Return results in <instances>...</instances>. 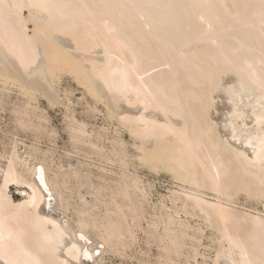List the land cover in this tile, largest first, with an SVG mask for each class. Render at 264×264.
Masks as SVG:
<instances>
[{"label": "bare ground", "instance_id": "bare-ground-1", "mask_svg": "<svg viewBox=\"0 0 264 264\" xmlns=\"http://www.w3.org/2000/svg\"><path fill=\"white\" fill-rule=\"evenodd\" d=\"M24 8L34 25L32 34L27 33ZM263 32L264 0H0V105L15 88L26 99L15 112L19 125L26 118L23 125L32 128L35 121L46 120L32 103L40 96L47 107L61 104L60 76L73 77L85 98L102 103L107 120H116L123 130L117 131L119 141L112 140L120 147L118 160L126 167L132 162L123 158H137L146 170L168 172L190 187L171 193V206L179 202L184 214L189 209L194 217L203 214L204 222L220 224L214 264H264V213L231 208L234 196L242 193L264 201ZM198 43L205 49H198ZM94 109L84 116L91 119ZM71 118L73 141L88 142L99 151L87 123ZM12 136L10 145H4L7 164H0V264H106L109 249L115 254L137 243L144 212L133 194L145 203L150 192L137 174L128 182L120 180L123 185L117 186L122 187L110 198L112 207L110 201L101 217L93 214L97 206L94 196L87 198L88 178L71 156L62 157L60 173L50 177L45 154L38 160L39 148ZM69 178L79 201L74 219L68 218L70 206L61 188ZM11 186L21 188V200L10 195ZM204 191L217 195L211 199ZM174 211L176 217L181 213ZM167 212L159 219L155 213L158 220L153 216L148 226L158 233L163 225L156 240L161 250L180 255L190 226ZM242 223L249 230L240 235ZM191 254L197 264L200 253ZM174 257L166 256L165 263L175 264Z\"/></svg>", "mask_w": 264, "mask_h": 264}, {"label": "rangeland", "instance_id": "rangeland-1", "mask_svg": "<svg viewBox=\"0 0 264 264\" xmlns=\"http://www.w3.org/2000/svg\"><path fill=\"white\" fill-rule=\"evenodd\" d=\"M26 10H27V8L23 9V14H24L23 17L25 16L24 20L26 21V23H27L26 25L28 26L27 27V29H28L27 33L28 34H32L34 25L31 24L32 23L31 21L29 22V20H27L28 11H26ZM261 35H263L262 32H261ZM196 46L200 50L205 49V44L204 43H198V44H196ZM0 85H2V84H0ZM58 85H57L58 86L57 89H59L61 91L60 92V96H61L60 100H63V101H61L62 102L61 104L58 103V105L48 106L47 107V104L44 102L45 100H43V97H40V96H39V102L40 103L38 101H37V103L35 101L32 103L33 106H39L38 108L40 110L39 109L37 110V114L41 115L42 117H44L46 119V120L39 121V122L36 119L37 121L34 122L35 126L32 127V128H31V126H27L26 124L23 125V123H27L26 122L27 121L26 118H25V122H24V119H23V123L22 124L20 123V125H19L18 117L16 116L17 113H15V112H17L19 110V106L21 107V105H23V102H25L26 99L23 98L21 95H17L18 91L15 88H13V87H11V88H13V91L10 92L11 93V95H10L11 98L10 97H3L2 98V101L4 103L1 102L2 106L0 105L3 108L2 109L0 107V164H1V166L3 167V166H6V164H7V160H6L5 156H3V154L5 152L4 151V145H10L12 137H13L12 135H16V136L19 135L18 136L19 139H21L28 146H31V147L34 146V148H36V149L39 148L38 149L39 152L35 156L38 160H41V158L45 154L46 157L44 156L42 158L43 159L42 161L43 162L46 161L45 164L47 165V167L48 168L50 167V169L51 168L53 169V171H51L52 169L50 170V174H49L50 177L52 176L54 178L57 173L58 174L60 173L59 167H60L61 162H62V157L67 156V155L71 156L73 158V160L76 161L75 164L76 165L79 164L78 166L80 168H82L81 171H82V173H83V175L85 177V180L88 178L86 180V182L89 181L87 185L89 186V189H90L89 192L91 194H93V195L89 194L87 196V198L90 197V198H88V200H93L92 198L94 196V201H95L96 206H97V207H95V209L93 211V214L95 213V215H100L101 217L102 216L104 217L106 215L105 212L107 213L108 209L107 210L105 209L106 208L105 205L107 204V206L109 208L110 201L113 199V197H115L114 193L117 194L118 189L120 187H122V186H117V185H123V184H120V183L121 182L124 183L125 180H126V182H128L127 181L128 178L131 179L132 177L133 178L137 177L143 182L145 188L147 186V188H146L147 192H148V190L150 191V192L147 193L148 195H147V200L145 201V203H144V200L142 201L140 197L136 198L137 195L133 194V197H134L133 199L134 200L136 199V201H138L139 204H142V209H143V212H144V219L142 220V229L137 230V237H138L137 241H136L137 243L136 244L134 243L133 245H131V247L128 246L127 247L128 249L131 248L129 250L127 248L118 249V251L115 252V254H114V251L112 249H109L104 254L103 261L106 264H109V263H111V264H158V263L159 264H166L167 263L168 264V262L165 263V260H164V259H166L165 257L166 256L170 257L173 260V257L176 256V258L174 257L175 258L174 262H176L175 264H187L188 261L190 262V264H196V261H194L192 259V254L191 253H192V250L194 252V250L197 249V251L201 255V256H198V258H197V264H214L213 263V261H214L213 259L216 258L215 254H217V252H218L217 250H219V246H221V242H220L221 241V234H220L221 232H219V229L221 228L219 226L220 224H217L218 223L217 221H213L215 219L212 220V222H214V223H212V222H208L207 223V221L204 222L205 217H204L203 214L196 215L195 216L196 218H195L194 217L195 214H192V212H191L192 210H189V209H188L187 213L184 214V212H186V211H184V210L181 211L182 210V206H181V204L179 202L177 203L176 206L172 207L174 204L172 203L173 201H172L171 198L173 196H171L172 195L171 193L175 192V190L178 191V192H183L184 189L189 190L190 187L185 185V184H183L180 181L178 182L176 179L172 178L173 177L172 175L170 176V174H167L168 172H166V171L159 170V171L154 172V171H150L151 169L150 170H146L147 167H142V165L137 161L138 160L137 158H133V159H132V157L131 158L130 157L129 158L126 157L128 159L123 158L125 161L132 162V163L136 164L135 165V164L129 163V165H127L125 167L121 163V160H118V159H121V157L119 156L120 153H121V151H119L120 147H119V145L117 146L118 143H115V141L114 142L112 141L114 138H115L114 140H117V139L120 140L121 139V135L117 132V131L121 130L119 128L120 126H119L118 122L116 120H111V121H109V119L107 120V116H108L107 114L108 113H106L107 110H106L105 107H103V104L102 103L101 104H97L98 105V108H97V105L95 103H92L93 102L92 100H89L90 99L89 96H88V98H85V94H84L85 91L81 88V86L77 83V81L73 79V77L71 78V77H69V75L66 76V74H65V76H64V74H62V76H60V80H59ZM0 87L3 88V86H0ZM65 90H67V92ZM0 93H1V90H0ZM0 96H1V94H0ZM65 97H67L68 100ZM88 101H90V103ZM5 102H7L6 105H5ZM68 102H70V103H68ZM8 103H10V104H8ZM11 103H13L14 105H12ZM67 104L71 105V107L69 106L70 107L69 108ZM65 105H67V106L65 107ZM88 106H90V108ZM91 108H93V109L95 108L94 109L95 112L92 111V110H91L92 112H90L92 114V118L93 119L92 118L91 119L87 118L86 115L84 116V114L87 113L88 109H91ZM42 111H44L46 113H44ZM75 112H77V113L75 114ZM72 113H73V115H72ZM74 115H76V116H74ZM79 115H81V116H79ZM94 115H95V117H94ZM71 117H75L77 120H79L81 122H84L85 124L87 123L86 124L87 125L86 129L89 132V134L92 133L91 141L92 142H94L95 140L97 141V142L95 141L94 144L98 147V149H100L99 151L97 149H94L91 145H88V142L86 144H82V143L78 144L76 141H73V139L71 138L72 135H71L70 128L75 123H73V120H72ZM66 118H68L69 120H67ZM88 119H90V120H88ZM15 121H17L18 123L15 122ZM23 126H25V127H23ZM92 129H94V130H92ZM99 129H100V131H99ZM101 130L105 131L106 133L103 132L104 133L103 134L101 132ZM106 130H108V131H106ZM97 131H99V134H98ZM114 131H115V133H114ZM122 131L123 130H121L120 132H122ZM96 132H97V135H95ZM100 133H102V134H100ZM94 137H96V138H94ZM100 137H102V138H100ZM110 139H111V141H110ZM106 140H107V143H106ZM119 140H117V141H119ZM73 142L76 143V144H74ZM125 143L126 144L128 143L127 147H132V141L128 137V135H126ZM81 144L83 146H81ZM74 145H77V146L74 147ZM115 145H116V147H115ZM114 149H116V150H114ZM130 149L133 150V147L130 148ZM106 150H107V152H106ZM113 151H114V153H113ZM115 151H118V152H115ZM108 153L110 155L112 154L111 157H109L110 155ZM101 155H103V156H101ZM100 156H101V158H99ZM106 156L109 157V158H107ZM113 156H117V158L113 157ZM112 157L116 158V159L113 160ZM44 158H45V160H44ZM105 158H107V160ZM108 159H109V163L110 164H107L108 163L107 162ZM131 160H133V161H131ZM135 161H137V162H135ZM49 164H51V165H49ZM138 164H139V166L142 169H140ZM120 166L122 168L124 167V169L119 168ZM120 169L122 170V172H121ZM123 170H126V172L123 171ZM51 172H52V174H51ZM134 172H135V175H134ZM122 173L124 175H122ZM136 174H137V176H136ZM123 178H124V180H123ZM72 179L71 178L68 179L69 181H67V183L68 184L70 183L69 185H67V183H66L65 185L61 186L62 192L64 193V201H65V199H67L65 201V204H68V206H70V207H68L69 208V210H68L69 213L67 212L68 218H70V219L76 218L75 213H74V209L77 206L75 205V203L77 205L79 203L78 196H77V188H75V182H73L74 179L73 180ZM170 179H172V180H170ZM120 180H122V181L120 182ZM118 181H119V183H118ZM1 183H2V177H1V174H0V186H1ZM90 183H91L92 186L89 185ZM100 185H102L101 187H103L102 190L100 189L101 188ZM148 185H149L150 189L148 188ZM150 185L152 186V189H151ZM72 186H74V187H72ZM181 186H183V187L181 188ZM67 187H68V189H67ZM109 187H110V189L112 187L111 192L114 189V192H112L113 196H112V193H110ZM64 189H65L66 192L64 191ZM107 189H109V190H107ZM179 189H182V190H179ZM20 190H21V188H19L17 186H11L10 187V195L16 201L21 200V198H22L21 195L19 194ZM68 190L70 192H68ZM104 190H105V192H103ZM93 191H95V192L92 193ZM100 191H101V193H100ZM211 192L212 191H204V193L207 194L208 197H210L211 199H214L215 195H217V194L216 193L212 194L213 192L212 193ZM103 193L105 195H103ZM96 194H97V196H96ZM108 194L110 196H112V197H110ZM70 195H72V196H70ZM75 195L77 196V198H76ZM68 196H70V197H68ZM98 196H99V198H98ZM100 197L102 198V200H101ZM148 197L149 198L151 197V199H149ZM234 197H235V199H234V201H235L234 203L235 204L233 203L234 205L232 204V206H231V208H233L234 211H237V212H252V213L260 212V213H264V201L259 200L257 198H251L246 193L235 195ZM74 198H76V199H74ZM96 198H98V199H96ZM110 198H112V199H110ZM71 200H73V201H71ZM97 200H99L98 203L96 202ZM99 202L101 203V205L99 204ZM108 202H109V204H108ZM163 202H164V204H163ZM103 203H104V205H102ZM157 204L160 207L157 208ZM110 207H112V201H111ZM152 207H154V208H152ZM164 207H165V209L168 208V210H165ZM170 207L175 208V209H172V208L170 209ZM149 208L151 210H153V211H151ZM160 208H162L164 210H162ZM155 209H157V210H155ZM178 209H180V210L178 211ZM100 210L104 211V212H101ZM174 210H177L178 213L180 211H181V213L182 212L183 213L182 214L180 213L176 217V214L174 213L175 212ZM97 211H98V213H97ZM154 211H156L155 213L159 214V216L156 215L154 213ZM165 211L166 212L169 211V213L171 212L170 214H173V215L175 214L174 215L175 219L177 218L179 221L183 220L182 222L184 224L190 226V229H188V233H189L190 237L189 236H188V238L186 237L185 239H183L185 242H181V244H182L181 247L183 245L184 246L179 250V254L180 255H176V254L174 255L173 254L174 252H173L172 256H170L171 253L168 255V253L166 254L165 250H163V251L161 250V249H163V247L160 246L161 244L159 245L158 244L159 241L157 242L156 240L159 239V237H158L159 235L163 234V225H159L158 230H157L158 233H155L154 231H151L150 230V226H148V225H150V223L154 222V219H155V221H157L159 219V217L161 216V214L164 213ZM152 212H153V214H152ZM72 213H73V215H72ZM187 214H189V215H187ZM190 215H192V216H190ZM153 216H154V219L152 218ZM155 217H157L158 219L155 218ZM88 218L89 217H87V220L89 221ZM186 221H188V222H186ZM209 224H212V225L214 224V226L212 227ZM247 225H248L247 223L246 224L242 223V225L240 227V230H238V231L242 232V233L238 232L240 235L244 234V232H243L244 230L246 232H248L249 225L248 226ZM147 227H149V229ZM176 227L178 228L177 225H176ZM191 227L193 229H191ZM146 228H147V230H146ZM191 230H192V233L195 232V234L199 236V237L197 236V238L200 239L201 241H197L198 239L197 240H193L192 239V236L195 235V234H192ZM199 231H201L202 233L201 232L199 233ZM148 232H149V234L151 236H149ZM96 233H98V232H96ZM152 233L153 234L155 233L157 236L153 235ZM199 234H201V236L203 234V236L201 237ZM154 237H155V239H154ZM190 238H191V240H190ZM188 239H189V241H188ZM217 240H219V241H217ZM122 249H123V251H121ZM110 250H111V252H110ZM181 254H183V255L181 256ZM204 255H205V257H204ZM188 257H189L190 260H188ZM176 260L178 261V263H177Z\"/></svg>", "mask_w": 264, "mask_h": 264}]
</instances>
